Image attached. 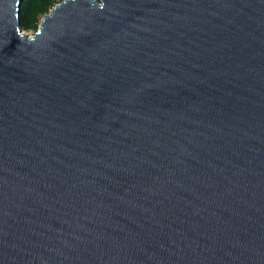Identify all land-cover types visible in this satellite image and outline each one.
Segmentation results:
<instances>
[{
    "label": "water",
    "instance_id": "obj_1",
    "mask_svg": "<svg viewBox=\"0 0 264 264\" xmlns=\"http://www.w3.org/2000/svg\"><path fill=\"white\" fill-rule=\"evenodd\" d=\"M0 0V264H264V0Z\"/></svg>",
    "mask_w": 264,
    "mask_h": 264
},
{
    "label": "trees",
    "instance_id": "obj_2",
    "mask_svg": "<svg viewBox=\"0 0 264 264\" xmlns=\"http://www.w3.org/2000/svg\"><path fill=\"white\" fill-rule=\"evenodd\" d=\"M63 0H24L21 6L19 20L23 30H35L41 18Z\"/></svg>",
    "mask_w": 264,
    "mask_h": 264
},
{
    "label": "rangeland",
    "instance_id": "obj_3",
    "mask_svg": "<svg viewBox=\"0 0 264 264\" xmlns=\"http://www.w3.org/2000/svg\"><path fill=\"white\" fill-rule=\"evenodd\" d=\"M40 21H41V20H40ZM39 23H40V22H39ZM39 23H38V26H39ZM37 29H38V27H37ZM37 29H35V30H23V31H21V32H22L23 35H26V36H28L29 38H31V37L34 36V34H35V32L37 31Z\"/></svg>",
    "mask_w": 264,
    "mask_h": 264
}]
</instances>
